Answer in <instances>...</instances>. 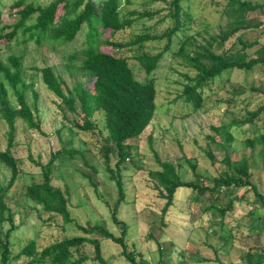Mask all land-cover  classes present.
<instances>
[{
  "label": "rangeland",
  "instance_id": "374dc122",
  "mask_svg": "<svg viewBox=\"0 0 264 264\" xmlns=\"http://www.w3.org/2000/svg\"><path fill=\"white\" fill-rule=\"evenodd\" d=\"M16 1L18 0H0V29L16 23L18 15L13 8ZM31 1L47 5L52 0H29ZM171 1L131 0V5H127L122 0L123 15L137 12L144 17L131 29L115 35L107 32L104 38L125 45L145 34L162 37L174 26V19L170 15ZM246 1L252 4L264 3V0ZM228 2L229 0H184L183 8L192 19L186 21L185 31L173 37L170 49L151 75L158 90L157 114L139 138L127 142L138 149V155L133 161H127V167L122 171L127 203L122 205L119 217L130 226L129 250L135 251L137 260L143 258L145 264H158L162 258L156 240L165 248L173 247V254L167 258L169 264H264V234L259 237L258 232L252 229V216L264 218V210L255 201L254 193L245 188L234 191V194H227L225 191L219 199L209 200V196H206L200 202L193 200L190 190L182 189L165 216L167 226L164 231L153 228L164 206L150 176L151 171L160 169L156 153L161 161L175 165L185 181L194 179L186 160L198 164V171L204 176L205 184L211 187L213 179L230 168L223 161L226 152L223 146L227 147L226 134L229 132L234 137L233 145L228 149L231 162L240 163L247 159L253 166L254 183L264 193V162L260 160L264 144L257 143L254 148L247 146L248 140L257 139L264 134V115L257 121L256 130L250 123H242L249 113L264 105V67L253 73L233 70L217 79L212 89L205 92L207 101L203 111L195 113L180 98L186 84L184 76L188 74L193 77L196 74L177 56L182 41L186 36L194 35L202 43L210 36L230 30L233 20L223 15ZM246 18L255 24L260 22L262 26L236 33L227 41L224 51L236 53L241 48L240 38L257 42L256 46L247 49L248 56L264 46V9L247 13ZM9 31L10 29L6 33ZM86 32L85 28L69 44L46 40L39 45L35 41H24L23 34H19L9 45H0V61L6 62L10 55L23 57V64L27 69L26 79L35 83L39 93L37 108L42 131L29 129L22 120L17 121L18 146L14 149V155L24 174L9 191L6 200L15 212L18 226L12 238L15 254L33 240L37 241L41 249L79 233L74 225H65L62 217L49 214L40 217L34 210L36 205L26 197L27 184L41 180V169L35 162L47 164L51 156L60 150L76 153V159L66 156L55 163L53 181L55 186L70 190L71 216L81 224L101 223L119 233L111 220V207L118 197L117 187L106 169L100 135L82 132L73 127L74 123L81 122L82 119H77L70 113L64 115L60 100L47 89L41 74L34 69L53 67L55 73L71 88L77 81L87 82L88 78L79 71L81 60L72 59L77 51L85 48ZM167 42V37H163L162 40L147 42L141 48L130 46L131 48L114 49L102 45L101 50L118 57L126 56L136 79L145 81L146 74L135 59L136 56L157 55L164 50ZM67 67H70L72 73ZM29 102L33 103L31 94ZM95 122L100 128L103 126L101 113L95 115ZM216 129L220 131L217 133ZM7 132V125L0 118L1 151L7 148ZM208 151L214 154V160L207 155ZM79 152L98 170L97 191L83 176L87 168L80 155H77ZM115 163L116 160H113L112 165ZM10 179V170L1 164L0 186H7ZM229 195L235 202L232 210L226 213L222 225L220 212L208 208L212 205L222 208L227 206L231 197ZM8 227L6 224L5 228ZM149 234L155 239H149ZM102 249L103 257L109 264H130L113 242L104 241ZM83 253L93 258L94 248L88 245ZM201 259L206 261L199 262ZM25 262L22 260L17 264ZM86 264L99 263L89 260Z\"/></svg>",
  "mask_w": 264,
  "mask_h": 264
},
{
  "label": "trees",
  "instance_id": "16d2710c",
  "mask_svg": "<svg viewBox=\"0 0 264 264\" xmlns=\"http://www.w3.org/2000/svg\"><path fill=\"white\" fill-rule=\"evenodd\" d=\"M125 2L127 5L132 3L131 0H125ZM183 2L184 0L171 1L170 15L174 19V26L162 37L145 34L125 45L105 39L104 35L107 32L115 35L118 32L131 29L144 15L137 12H130L127 16L123 15L122 0H52L47 5L29 2V0H18L14 3L13 8L16 9L18 19L13 25L0 29V45L2 43L9 45L18 38L19 34H23L24 41H35L39 45L46 40L53 43L69 44L74 42L85 28L87 29L85 48L77 51L72 57V59L79 58L81 60L79 71L88 78L87 82L77 81L71 88L63 78L55 73L53 67L34 69L41 74L47 89L60 100V108L64 115L70 113L77 119L78 117L82 119L81 122L74 123L73 127L82 132L100 135L103 141L102 153L106 169L110 174V179L115 182L117 187L118 197L111 207V220L119 233L113 232L101 223L81 224L71 216L70 190H63L55 186L53 181L55 163L66 156L76 159V153L60 150L51 156L47 164L35 162L36 166L41 169V180L27 184L26 197L36 205L34 210L40 217L43 214L62 217L65 225H74L79 233L41 249L37 241L33 240L20 252L14 253L12 238L18 226L15 222V212L6 200L9 191L24 174L20 168L19 160L14 155V149L18 146L16 142L17 121L22 120L29 129L41 133L42 131L38 118L39 93L36 90V85L26 79L27 69L23 64V57L10 55L6 62L0 61V118L8 127V144L6 150H0V165L4 164L11 172L8 185L0 186V264H17L22 260L26 261L25 264H86L89 260L99 264H109V261L103 257L102 249V243L106 240L119 247L122 256L130 264H145L143 258L137 260L135 251L129 250L130 226L119 217L122 205L127 203L122 171L126 169L127 161H133L138 155V149L127 142L139 138L152 124L157 114L158 90L151 75L158 67L164 54L170 49L173 37L179 32L185 31L186 21L192 19L191 15L183 8ZM259 9H264V3L252 4L246 0H229L223 10V15L233 20L230 30L210 36L202 43H199L194 35L186 36L183 39L177 56L184 60L196 74L193 77L188 74L184 76L186 84L180 98L195 113L205 109L206 90L212 89L215 81L224 74L233 70L253 73L256 69L264 67V46L253 55L248 56L246 52L247 49L256 46L257 42H249L240 38L241 48L236 53L224 51L225 44L236 33L258 29L262 26V23L255 24L246 18L247 13ZM1 23L2 11L0 8ZM8 29L10 31L6 33ZM163 37H167L168 42L161 53L157 55L142 54L135 58L146 74L145 81L136 79L126 56L118 57L101 50L102 45L114 49L130 46L141 48L145 43L162 40ZM237 55L241 57H237ZM67 68L71 72L70 67ZM29 94L32 96V104L29 102ZM97 113L102 114L103 126L101 128L95 122ZM263 115L264 105L249 113L248 118L242 123H250L256 130V123L263 118ZM219 131L216 129L217 133ZM211 139L215 141V139ZM233 142V135L227 132L226 146L228 148L223 146L226 151L223 161L230 168L216 176L211 187L205 184L204 176L198 171V164L186 160L194 179L185 181L175 165L161 161L157 153L155 154L160 169L151 171L150 176L164 206L161 216L153 224V228L164 231L167 226L165 216L173 207L177 194L182 189L190 190L193 200L200 202L206 196H209V200L219 199L225 191L227 194H234V191L245 188L254 193L255 201L264 210V193L254 183L253 166L247 159L240 163L231 162L228 149L232 147ZM257 143L264 144V134L259 135L257 139L248 140L247 146L254 148ZM77 155H80L87 168L83 172V176L97 191V168L81 152ZM207 155L211 160H214L215 156L211 151H208ZM260 155V160L264 162V150ZM113 160H116L114 166L112 165ZM234 202L235 200L231 196L227 206L222 208L212 205L208 210L213 208L220 212L222 225H224L223 220L226 213L232 210ZM252 219V229L257 231L260 237L264 234V218L253 215ZM6 224L9 226L7 229L5 228ZM149 239L155 238L149 234ZM156 241L162 257L158 264H169L167 258L171 253L173 254V247L165 248L159 240ZM88 245L94 248L93 258L83 253L84 248Z\"/></svg>",
  "mask_w": 264,
  "mask_h": 264
}]
</instances>
